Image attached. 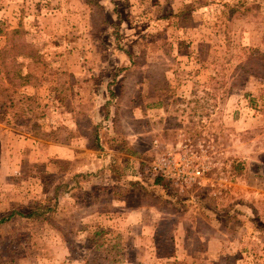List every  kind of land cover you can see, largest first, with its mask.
I'll list each match as a JSON object with an SVG mask.
<instances>
[{
	"label": "rangeland",
	"instance_id": "374dc122",
	"mask_svg": "<svg viewBox=\"0 0 264 264\" xmlns=\"http://www.w3.org/2000/svg\"><path fill=\"white\" fill-rule=\"evenodd\" d=\"M86 2L21 23L57 140L0 119V217L47 208L0 264H264V0Z\"/></svg>",
	"mask_w": 264,
	"mask_h": 264
},
{
	"label": "trees",
	"instance_id": "16d2710c",
	"mask_svg": "<svg viewBox=\"0 0 264 264\" xmlns=\"http://www.w3.org/2000/svg\"><path fill=\"white\" fill-rule=\"evenodd\" d=\"M26 33L27 31L21 24L13 28L10 32L9 46L0 52V119L6 124L25 125L27 123L31 126L30 134L32 136L44 140H57L56 137L51 135V132L56 129H51L45 133L42 130L41 124L38 122L39 114L37 113V108L41 104L34 94L27 91L28 87L37 86L40 77L33 70L32 65L40 63V66L46 69L47 64L41 59V54L33 44L21 36L26 35ZM7 54L10 57H7ZM18 55L21 57L20 61L16 58ZM57 66L60 67V65ZM23 68H27V70L24 71ZM28 121H31V123L29 124ZM126 151L129 154H136L131 147H128ZM46 211L47 208L42 207L29 212L11 211L0 217V223L9 221L15 215L34 219L42 216Z\"/></svg>",
	"mask_w": 264,
	"mask_h": 264
},
{
	"label": "crops",
	"instance_id": "0c3cea01",
	"mask_svg": "<svg viewBox=\"0 0 264 264\" xmlns=\"http://www.w3.org/2000/svg\"><path fill=\"white\" fill-rule=\"evenodd\" d=\"M94 1L103 3L105 9H107L108 12H112L113 5L110 3V0ZM107 2L110 4L108 5ZM87 7L86 0H0L1 25L8 29L16 28L23 20L36 16L34 13L36 11L38 17H40L38 12H41L42 17L44 14L47 15V12L51 17L52 15L58 16L59 14L63 19H72L74 22H71V24L74 23L76 26H81V24H78L77 20L89 16V13L83 14ZM109 7H111V9H109ZM64 23V26H67L65 20ZM89 28H91V25H89Z\"/></svg>",
	"mask_w": 264,
	"mask_h": 264
}]
</instances>
